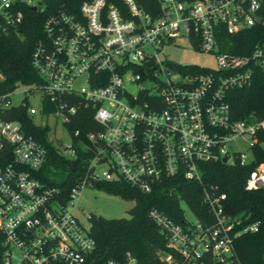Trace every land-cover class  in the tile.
Returning <instances> with one entry per match:
<instances>
[{
  "label": "built area",
  "instance_id": "obj_1",
  "mask_svg": "<svg viewBox=\"0 0 264 264\" xmlns=\"http://www.w3.org/2000/svg\"><path fill=\"white\" fill-rule=\"evenodd\" d=\"M158 1L157 16L135 0H84L77 12L61 9L43 22L44 38L31 60L43 83L27 85L41 93L40 110L29 105L27 96L12 104L11 93L0 95L2 264H90L95 242L89 221L85 227L73 210L79 190L98 181H123L146 193L178 179L200 186L213 222H201L190 211L194 222L185 212L181 222L154 208L148 212L167 239L168 251L161 255L165 264H203L199 259L204 253L230 264L234 239L258 230L259 221L235 229L239 222L226 213V193L205 181L204 171L215 162L246 165L252 148L260 144L264 118L235 119L227 97L230 89L248 85L255 69H264V36L249 54L221 51L218 40L221 28L234 34L258 23L264 26L262 0ZM18 3L36 9L38 0H0V30L21 21ZM179 38L212 54L215 67H175L163 49ZM45 98L53 111L42 109ZM25 99L27 114L39 115L35 124L48 125L47 138L67 159L77 157L69 125L81 111L92 114L94 127L80 123L73 129L74 136L86 130L91 156L65 202L58 187L37 176L46 148L9 112L12 106H24ZM7 114L11 121L2 118ZM54 117L68 135L67 143L46 122L56 121ZM240 140L246 153L233 148ZM262 187L264 163L244 183L249 191ZM135 263L127 253L123 261L107 259L103 264Z\"/></svg>",
  "mask_w": 264,
  "mask_h": 264
},
{
  "label": "trees",
  "instance_id": "obj_2",
  "mask_svg": "<svg viewBox=\"0 0 264 264\" xmlns=\"http://www.w3.org/2000/svg\"><path fill=\"white\" fill-rule=\"evenodd\" d=\"M83 1L38 0L36 9L29 4H16V10L22 13L21 21L14 25L5 24L4 29L0 30V95L12 93L19 85L43 83L31 61L36 44L44 38L43 22L61 9L77 12ZM135 1L152 16L160 14L158 0ZM259 14L264 20V0L261 1ZM263 36L264 26L259 23L234 34L225 33L221 28L219 48L221 51L249 54L261 43ZM172 63L179 69H185V66ZM192 67L198 71L207 70L198 65ZM227 100L235 119L252 115L264 118V69H255L250 83L245 87L230 89ZM27 106L26 101L24 106H12L9 112L26 134L39 139L46 148V160L37 171V176L45 185L58 187L61 191L59 199L65 202L71 189L81 180L91 156V145L85 136L86 130L80 131L79 136H74L73 129L80 123L94 127L92 114L89 110L81 111L77 115V121H72L69 125L77 157L67 159L47 138L48 125L35 124L33 117L26 112ZM42 109L44 112H50L54 110V105L45 98ZM251 153L252 159L246 165L221 162L205 165L204 180L217 184L219 190L226 193V213L239 222L235 229L259 221L257 231L244 232L234 239L230 264H264V187L252 191L244 188L250 171L258 164L264 163V130L260 134V144L254 146ZM92 187L133 201V206L126 218H106L94 213L89 214V235L95 242L90 264H103L107 259L123 261L127 253L135 258V264H165L161 255L168 251L167 239L148 216L152 208L176 222H181L185 212L181 206L183 203L201 222L211 223L214 219L207 206L202 203L201 188L195 182L183 179L164 181L147 193L123 181H98L94 182ZM2 249L0 244V264ZM199 260L203 264L229 263L217 261L211 253H204Z\"/></svg>",
  "mask_w": 264,
  "mask_h": 264
},
{
  "label": "rangeland",
  "instance_id": "obj_3",
  "mask_svg": "<svg viewBox=\"0 0 264 264\" xmlns=\"http://www.w3.org/2000/svg\"><path fill=\"white\" fill-rule=\"evenodd\" d=\"M165 57L171 62L177 64H194L200 67H215L216 62L212 54L197 51L192 48L190 43L185 38H179L174 43L167 45L163 49ZM2 78L0 74V79ZM28 97L29 105L34 107L37 111L41 108L40 97L41 93L37 90H28V86L19 85L11 94L10 101L12 104H18L22 99ZM34 121L40 123L39 115H34ZM56 121L53 122V118L47 119V123L50 124V129L57 128V133L63 137V143L69 141V137L59 125V119L54 117ZM46 120V118H44ZM60 126V128L58 127ZM51 139H54V133H49ZM56 141V140H54ZM60 145V144H58ZM234 149L242 152H247L246 144L240 140L233 147ZM76 204L73 213L83 223L85 227H88L87 217L90 213L102 215L106 218H126L129 216V209L133 206V201H127L116 194L106 192L96 187L84 186L79 190L77 199L74 200ZM181 206L185 210L186 218L190 222H194L192 215L187 207L181 203Z\"/></svg>",
  "mask_w": 264,
  "mask_h": 264
},
{
  "label": "water",
  "instance_id": "obj_4",
  "mask_svg": "<svg viewBox=\"0 0 264 264\" xmlns=\"http://www.w3.org/2000/svg\"><path fill=\"white\" fill-rule=\"evenodd\" d=\"M33 8H35V7H33ZM2 118L5 120H8V121L12 120V116L10 114L3 115ZM225 160H226V158L223 159V161H225Z\"/></svg>",
  "mask_w": 264,
  "mask_h": 264
}]
</instances>
